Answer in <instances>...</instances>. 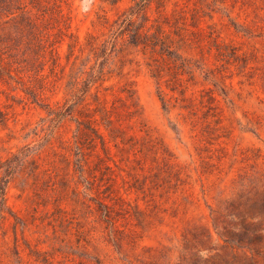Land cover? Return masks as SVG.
<instances>
[{
	"label": "rangeland",
	"instance_id": "rangeland-1",
	"mask_svg": "<svg viewBox=\"0 0 264 264\" xmlns=\"http://www.w3.org/2000/svg\"><path fill=\"white\" fill-rule=\"evenodd\" d=\"M35 2L44 47L0 46V264H264V231L259 254L230 242L242 221L264 228L249 217L264 198V0ZM137 30L161 35L165 61ZM96 62L87 102L117 107L125 132L106 135L113 161L98 139L104 162L87 141L76 155L82 117L65 113Z\"/></svg>",
	"mask_w": 264,
	"mask_h": 264
},
{
	"label": "trees",
	"instance_id": "trees-1",
	"mask_svg": "<svg viewBox=\"0 0 264 264\" xmlns=\"http://www.w3.org/2000/svg\"><path fill=\"white\" fill-rule=\"evenodd\" d=\"M151 1L152 0H143L141 9L144 12L147 11ZM45 9V6L38 4L37 2H35V0H31L29 1V3H25L23 0H0V46H4V48H12L13 46L17 47L24 42L23 39L25 38V40H29L32 43H37V46L41 48L44 47L41 43L44 36L42 35V30L40 29V25L37 22L38 18L35 16L36 13H33V11L43 13ZM159 36L161 35L157 34L155 36H152L147 32L142 33L141 30L134 31L130 35L133 40L132 44L144 45L146 48H149L151 50L152 54H155L157 56V59L165 61L167 53L164 49L162 38H159ZM145 39H147V42H143ZM45 42L47 43L48 40H46ZM77 45H79L78 41L68 44L67 61H69L70 58L73 57L75 53V47ZM48 49L53 66L55 68H59L60 71L64 72L66 66L61 65V57L58 48L53 46V44H50L48 46ZM106 57V49L102 50L100 54H94V58L96 61L100 58L103 60L100 63L102 67L106 64ZM76 59L77 57L75 56L73 64L75 63ZM4 63V58L0 55V64ZM96 64L97 62L94 63V65L90 68L91 73L88 76V79L82 80V78L80 79L78 77L73 78V86L80 84L83 86V88L80 90V96H76V94L73 95L74 102L67 106L65 113H67V115H71L75 111L80 117H82L81 120H76L78 133V136H76V140L74 141L76 142V144H74L76 155L80 156L83 154L82 145L87 141L89 144H91L90 146L93 147L98 162H104V159L100 157L99 153L96 151V139L99 140L100 149L103 152L104 157L107 160H111V149L108 144L109 141H107L106 139V135L111 139H114L115 141L117 139H120L118 135L122 134L123 136L125 135V132L122 131L121 124L119 123V120L116 119L118 117L116 116V118H114L112 116L115 114L117 107L116 109L115 107H113L112 109H108L104 105V101H101L97 95V107L91 109V105L87 102V96L91 94L92 88L95 86L97 81H99L98 76H93V71ZM122 92L125 95V101H122V106L119 105V107L126 108L127 101L131 99V93L128 90H123ZM68 101L69 100H66L65 104H67ZM130 106L131 105H129L128 107ZM96 114L100 116L99 120L95 117ZM0 115H2L1 111ZM63 115L64 113L61 111V109L55 113V117H60ZM101 128H103L104 131H102ZM129 140L132 141V137H129ZM121 141V143L124 144L123 138ZM114 146L116 147V145ZM104 167L108 170L111 169V167H109V165L107 164H105ZM37 169L39 171H43L40 170L39 166H37ZM4 197L5 190L4 188H0L1 200H4ZM250 207L252 208L250 212L251 214H249L251 220H253L255 215L257 214L264 219V198L259 205L254 201L252 202ZM260 222L255 223L253 221H242L240 224V231L238 233H231L230 242H245L249 250H252L256 254H259V245L263 238L262 231H264V228H260Z\"/></svg>",
	"mask_w": 264,
	"mask_h": 264
}]
</instances>
